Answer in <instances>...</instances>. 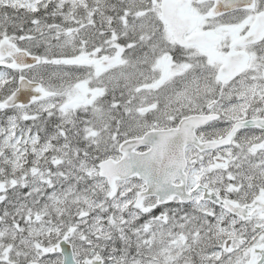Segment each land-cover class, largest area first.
<instances>
[{"label": "snow or ice", "instance_id": "snow-or-ice-1", "mask_svg": "<svg viewBox=\"0 0 264 264\" xmlns=\"http://www.w3.org/2000/svg\"><path fill=\"white\" fill-rule=\"evenodd\" d=\"M0 264H264V0H0Z\"/></svg>", "mask_w": 264, "mask_h": 264}]
</instances>
